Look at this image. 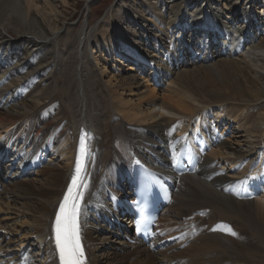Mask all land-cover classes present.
Returning <instances> with one entry per match:
<instances>
[{
	"label": "bare ground",
	"instance_id": "obj_1",
	"mask_svg": "<svg viewBox=\"0 0 264 264\" xmlns=\"http://www.w3.org/2000/svg\"><path fill=\"white\" fill-rule=\"evenodd\" d=\"M43 1L39 6L40 0H0V176L1 190L9 187L8 196L13 199L3 202L1 196L0 212L8 214L12 202L21 201V207L0 218V228L11 235L9 244L16 247L10 250L9 244L0 243L2 256L36 242L37 253L41 250L49 264H57L52 220L70 179L80 131L89 140L90 176L81 208L84 216L88 202L104 210L105 186L115 193L117 187L128 186L124 180L132 157H141L170 174L173 152L184 139L177 133L191 138L199 130L210 153L200 155L197 169L179 178L173 202L160 215L180 225L170 235L183 232V237L156 251L139 243L130 245L120 237L116 225L108 230L98 221L90 222L92 213L86 226L84 221L80 226L87 264H264V191L254 199H238L233 188L240 176L259 179L263 171L264 44L259 40L264 38V9L259 18L251 10L252 0L245 2L250 4L249 10L247 5L239 6L242 0H187L184 8L181 2L170 5L169 0H157L159 9L155 10L144 0L138 3L139 8L148 9L155 26L168 30L170 36L182 34L183 16L196 6L198 16L191 19L190 26H205L206 37L217 38L209 42L213 52L207 50L208 56L221 62L214 67L202 64L208 60L200 59L194 51V57L186 58L185 51L192 43L175 37L171 50L159 35L150 37L142 26L140 35H146L148 42L154 39L157 61L140 49L128 51L124 41L103 26L93 31L83 26L68 36L70 28L56 0ZM162 9L173 10V17H167ZM219 17L224 18L223 26ZM235 34L242 41L234 46ZM91 36L93 49L88 42ZM226 37L229 39L223 42ZM119 43L123 47L117 48ZM223 43L226 50L221 48ZM244 43L245 48L237 51ZM176 46L183 50L173 56ZM234 54L236 58L231 57ZM181 56L186 60L178 63ZM123 59L133 63L120 72ZM177 65L183 68L178 73ZM258 71L262 78L257 79ZM198 76L202 82L196 81ZM258 111L262 114L250 121ZM14 148H22V154H11ZM39 151H47L59 163L46 160L40 164L36 160ZM232 164L233 169L227 166ZM25 168L37 174L39 184H35L37 178L16 179ZM109 213L118 215L110 209ZM187 221L194 224L192 228L202 226L201 231L192 235ZM158 228L165 230L161 225ZM229 228L236 235H231ZM120 229L127 234L126 228ZM103 230L106 233L100 235ZM18 232H24L21 238L14 237ZM112 234L119 235L116 241L122 245L115 262L107 252L95 253ZM185 240L187 246L179 248ZM130 256L133 258L127 261Z\"/></svg>",
	"mask_w": 264,
	"mask_h": 264
},
{
	"label": "rangeland",
	"instance_id": "obj_2",
	"mask_svg": "<svg viewBox=\"0 0 264 264\" xmlns=\"http://www.w3.org/2000/svg\"><path fill=\"white\" fill-rule=\"evenodd\" d=\"M141 1L142 0H135V1H133V0H65V3H63L62 0H56L55 4L57 5V7H59L58 9L64 14V15H62V17L65 18V20H66L65 24H67L69 26V28H70L68 30V36H69V34L71 35V32H72V34L78 32V30L81 29L83 26H89L91 31H93L96 28L98 29L99 27L103 26V27L109 29L114 37L121 38L124 41V43L126 44L125 48L128 51L131 52L133 48L140 49V50L144 51L145 54H147L148 57H150V58L152 57L151 59H154L156 61L158 60V58H156V57H158V54H156V51L153 48L154 39H153V37H152V39L150 37L154 36V34L155 35H159V38L161 39L160 41H162L163 44L166 45L171 50H172L173 38L180 37V39L182 38V40L187 42L189 45L192 43L190 46L193 47V50H191L190 49L191 47H190L189 51H185L186 52L185 55H186L187 59H189V57L190 58L194 57V55H195V53H193V51H194V52H197L198 57L200 56V57L208 60L207 63H202V64H210V65H212L214 67H217V65H219L221 63L218 59L212 58V57H210V55L208 56L209 52L207 51V50H209V51L213 52V50H210V48L208 47L209 46V42L212 43L214 41H217V38L214 39L212 36L211 37H206V34H204L205 26L204 27H200L199 29L195 28V27L191 28V26H190L191 19L198 16V15L195 16V14L197 12H194L196 6L194 8L186 10L187 14H186V16H183V21L181 22L183 24V26H184V30L182 31V34H175L174 36L173 35L170 36V32L168 30H165V28H158V27L155 26V24L153 23V20H152L153 17L150 18L149 14H148V11H147L148 9H146V8L144 9V8H139L138 7V3L141 2ZM144 1H146L151 7H153L154 10H155V8L159 9L158 6L156 5L157 4V0H144ZM172 1L173 0H169V2H170L169 4L170 5H172V4L176 3V2H181V7L184 8L185 7V2L187 0H176V1L174 0L173 2ZM242 1L244 2V4H243V2H238L239 6L241 8H243V7H245L247 5L248 6L247 9L248 10L251 9V8H249V5H250L249 3L245 4V2H250V0H242ZM43 2H44L43 0H40V3H38L37 5H39V4L40 5L41 4L44 5ZM62 3H63V5H62ZM250 3H253V5H250V6L253 7L251 10L253 11V9H254V11L257 12V14L260 15L259 18H261V16L263 15V12H264V10H263L264 9V5H263L264 4V0H256V1L252 0V2H250ZM262 10H263V12H262ZM161 12L164 13V14L166 13L167 17H173L172 16L173 14H171V12H173V10L168 12V9L167 10L166 9H164V10L162 9ZM190 15L192 17H190ZM208 15H210V14H208ZM208 15H207V13L205 15V17L207 18L206 19L207 21H209V19H210V17ZM223 19L221 17H219V19H218V23H220V24L222 23V26H223V23H224ZM258 22H259V20H258ZM218 23L216 22L217 26H219ZM209 24L210 23L208 22L207 25H209ZM257 24H259V23H257ZM141 26L144 27V28H147L148 33L150 32V34H149L150 35V37H149L150 38V40H149L150 43L147 41L148 39L146 40V35H144V34L140 35L141 32H142L141 29H140ZM236 26H237V24H236ZM259 27H260V25H259ZM261 27H263V26H261ZM61 32L65 34V31H63L62 29H61ZM262 34L264 36V33H262ZM154 37H156V36H154ZM204 38H205V42H204ZM222 40H223V42L226 41V39H224V38ZM259 41L264 44V38H260ZM88 42H89L90 45H92L91 47L93 49V47H95V42H94L93 36H91L90 39H88ZM124 43H123V45H124ZM246 44L247 43L243 44V48H245ZM121 47H123L122 43H119L117 48H121ZM221 48L223 50H226L227 46H225V44L223 43V46H221ZM173 49L175 51L173 56H178L179 52H181L183 50V48H181L180 51H179L177 46L175 48H173ZM170 57H172V55ZM231 57L232 58H236L237 55L234 54ZM179 58L180 59H179L178 63H180L181 60H186L185 56L184 57L181 56ZM121 61H122V64H120V66H119V69H120L119 71L120 72L125 71L127 69V67L130 64L133 63L132 60L123 59ZM180 66H181V64H180ZM174 69H176L177 73L181 69L183 70V68L182 67H178V65ZM256 76L258 77L257 79L262 78L261 77L262 76L261 72L258 71ZM198 77L196 78V81L198 79V83L200 81L202 82V80L200 79L201 77L200 76H198ZM160 84H163V82L160 83ZM259 114H262L261 111L260 112L258 111L256 113H254L251 116L250 121L251 120L254 121V119H257ZM177 136L181 137V138L182 137H184V138L187 137V135H184V133H177ZM22 151H23L22 148H14V149H12V153L11 154H13L15 156H18V155L22 154ZM209 153L210 152L208 151L204 155L207 156V155H209ZM53 159H54V161H53ZM47 160L50 161V162L52 161L54 164H58L59 163V160H57V157L54 158V156L50 157V155H48V159ZM214 160L220 165V169L223 172L228 173V169H226V167H223L221 165L222 162L220 163V161L216 157H215ZM115 162H117V159H116ZM5 163H7V161ZM110 164H112V163H110ZM227 166H229L231 169L234 168L233 164L232 165H227ZM11 169L16 171L14 167H11ZM22 173H23V171L18 173V175H20V176L17 177L16 179L31 180V179L37 178L35 180V184L36 185L39 184V182L37 181L38 180V176H37V174H34L33 171H28L27 173H25L26 175L22 174ZM104 174L107 175L106 171L104 172ZM226 175H229V173L226 174ZM0 178H1V176H0ZM105 188L109 189L110 187H106L105 186ZM127 189H128V186L126 188L122 189V190H123V192H128ZM119 192H120V190H119ZM8 193L10 194V188L9 187H7L6 189H2L0 191V197L4 196L3 202H11L13 200L12 198H9L10 196H8L9 195ZM106 204H107V201H106ZM106 204H105V200H104L102 205L105 206ZM107 205L109 206V203ZM17 207L18 208L21 207V201L18 200V199L16 200L15 203L12 202V209H11V211L8 212V214H7V212H3V213L0 212V218H4V217H6L8 215H11V213L13 212V208H17ZM96 207L98 208V206H96ZM198 214L199 215L201 214L202 216H204V214H202L201 211H199ZM205 218H206V216H205ZM87 220H89V219H87ZM96 221H98L99 224L101 223L100 225L103 228H106L108 230H112V227L105 220L101 221V219H98ZM8 222H11V221H8ZM119 222L121 223V228H123V229L126 228V230H127V234L124 235L123 234V230L122 229L119 230V228H118V233H119L120 237L122 236L121 238L123 240L125 239L126 241H128L130 245L134 244L132 241H129L128 239H126V236H128L129 228L131 227L129 221H127L126 217H123L121 220H119ZM158 222H160V225L162 227H165L167 234H169L171 232H175L178 229H180V225L178 223L165 220V218L162 217V216L160 217ZM187 222H189V221H187ZM9 224H11V223H9ZM84 225L86 226V222L84 223ZM88 226L89 225H87V227ZM171 227H173V228H171ZM2 229L4 230V228H0V230H2ZM201 229H202V226L197 228L198 231H201ZM5 231L6 230H4L3 234H6ZM23 231H24V229H23ZM24 232L15 233L14 237L15 238H21V236L23 235ZM104 233H106V232H104V230H103V232H101L100 235H102ZM119 235L118 236H116L115 234L110 235V237L108 239H106V243L102 244V248H101L102 250H100L98 252H96L94 250L95 253L99 254L101 252H107V254H109L108 256L111 259V261L115 262L117 258H118L117 260H119V258H120L119 254L122 253V249L120 248V246H122V245L118 241H116V240L119 239ZM33 236H34V238L36 237L35 235H33ZM3 238H4V240L1 242V244L7 245V244L10 243L9 240L11 239V235L6 234V235H4ZM7 241H8V243H6ZM101 241H103V239H101ZM188 243L187 242L186 243H182L181 245L185 247V246H187ZM26 245H28V247L32 246L31 247V249H33L32 253H34L36 255L35 256L36 259H38V260H35L36 263L40 264L42 262H45V264H49V261H47L46 256L44 255V253L41 250H39L38 252L39 253L40 252L43 253V256H44L43 259L40 260L37 257L38 253H37L36 250H38V249H36L37 247L35 246L36 242L33 244L34 247H33V245H30V244H26ZM143 246L145 247V245H143ZM15 248L16 247L13 245V243L9 244V249L10 250L11 249H15ZM161 249L162 248H160L158 250H161ZM89 250L92 253L91 248ZM154 251H156V250H154ZM132 258L133 257H131V256L128 257L127 261H129V260L131 261ZM174 263H175V261L171 262V264H174ZM114 264H116V263H114ZM122 264H128V262H124L123 261Z\"/></svg>",
	"mask_w": 264,
	"mask_h": 264
},
{
	"label": "snow or ice",
	"instance_id": "obj_3",
	"mask_svg": "<svg viewBox=\"0 0 264 264\" xmlns=\"http://www.w3.org/2000/svg\"><path fill=\"white\" fill-rule=\"evenodd\" d=\"M84 187H86V184ZM74 189H77L75 176H73L64 198L60 202L53 229L55 233L56 251L59 254L60 264H85V254L81 245L78 224L80 201L83 198L84 192L83 189L76 191H74ZM228 232L231 235H236L230 228Z\"/></svg>",
	"mask_w": 264,
	"mask_h": 264
}]
</instances>
